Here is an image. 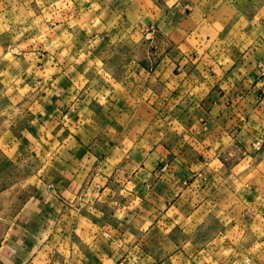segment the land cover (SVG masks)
I'll list each match as a JSON object with an SVG mask.
<instances>
[{"label":"clouds","instance_id":"9594fccd","mask_svg":"<svg viewBox=\"0 0 264 264\" xmlns=\"http://www.w3.org/2000/svg\"><path fill=\"white\" fill-rule=\"evenodd\" d=\"M0 264H264V0H0Z\"/></svg>","mask_w":264,"mask_h":264}]
</instances>
